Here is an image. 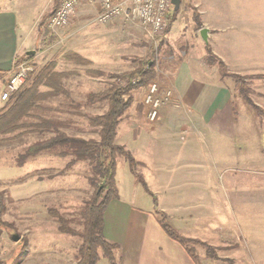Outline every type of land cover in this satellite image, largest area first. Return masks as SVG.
I'll return each mask as SVG.
<instances>
[{
    "label": "rangeland",
    "instance_id": "rangeland-1",
    "mask_svg": "<svg viewBox=\"0 0 264 264\" xmlns=\"http://www.w3.org/2000/svg\"><path fill=\"white\" fill-rule=\"evenodd\" d=\"M62 1L58 0L57 7ZM55 6V0H0V7L17 12L28 43L38 39L30 46L33 60H23L33 66L23 86H30L34 73L53 63L54 72L63 75L60 85L69 94H53V89L42 82L37 86L39 108L21 119L20 125L41 119L63 122L60 129L66 134L98 141L99 128L91 125L90 117L103 114L107 104L91 103L89 95L105 91L113 82L125 85L127 80L121 76L148 61L158 72L153 83L161 92L173 93L170 101L162 104L159 115L162 108L177 106L173 86L183 63L197 78H207L229 92V104L212 121L210 132L198 140L189 138L187 144L196 153H180L190 162L195 158L204 163L205 174L200 170L199 175L197 168H179L176 159L172 161V154L177 155L174 150L186 138L181 132L173 142L159 144L128 135L130 125L140 132L157 122L149 121L150 108L144 102L152 84L132 92L133 101L117 128L116 144L130 152L135 162L117 155L116 197L104 216L105 238L119 245L114 251L117 264H137L150 214L162 236L187 253L190 264H264V0H182L176 13L172 6L162 34L126 18L101 23L96 18L97 8L87 4L76 9L64 28H52L51 16L40 25ZM204 11L206 17H216L224 27L237 29H228L230 34H223V39H218L219 34L217 39H209L213 31L208 29L205 43L200 34L206 28ZM72 53L84 62L70 60ZM210 59H215L214 65L208 64ZM219 61L225 66L223 71ZM236 76L243 80L249 99L241 94ZM53 136L27 128L0 133V197L4 207L0 209V264H77L81 238L62 231L61 224L70 230L83 229L82 211L95 192L89 181L93 174L86 162L69 165L71 157H61L60 150L45 149L28 156L31 146ZM155 146L171 155L164 166L156 152L151 156ZM171 169L181 181L198 177L200 191L192 189L179 200L159 201L155 189L166 185L157 182L170 176ZM163 214L179 233L214 248L217 258H208L198 243L191 244V257L158 225ZM159 252L166 251L163 248ZM99 256L98 264H110L101 250Z\"/></svg>",
    "mask_w": 264,
    "mask_h": 264
},
{
    "label": "trees",
    "instance_id": "trees-1",
    "mask_svg": "<svg viewBox=\"0 0 264 264\" xmlns=\"http://www.w3.org/2000/svg\"><path fill=\"white\" fill-rule=\"evenodd\" d=\"M57 4L58 0H55L56 6L53 7L48 15L44 16L40 25L43 26L47 17L53 14L54 9L58 6ZM24 57L31 62L34 55L26 54L19 58L16 64L22 62ZM69 58L80 64L84 62L81 57L74 53L70 54ZM208 64L214 65L215 59H210ZM53 66H55V64L50 63L37 70V73H34L35 76L32 79L33 82L31 85L29 86L27 84V86H23L6 102L5 109L0 114V133L15 131L20 128H27L36 134L53 133L54 136L50 138V140L41 141L31 146L28 150V156L35 155L45 149L58 152L60 150L59 155L61 157H71L69 165H74L78 162H86L90 165L93 176L89 181L95 188V192L82 211L83 229L81 231L70 230L64 226V223L61 224V229L62 231H67L81 238L77 264H98L100 250L110 264H117L114 251L119 248V245L105 238L104 216L109 202L116 197L115 177L117 155H125L131 164L135 162L130 152L123 146L116 144L117 128L123 114L133 101L132 92L148 85L156 84L153 83V81L156 80L158 72L155 65L150 64L148 61L140 65L135 72L121 76V78L127 80L125 85L113 82L105 91L89 95V102H105L107 104V109L103 114L90 117L91 125L99 128V140L95 141L85 140L81 137L66 134L61 130L65 125L63 122L57 123L52 120L41 119L38 123L19 124L21 119L30 117L31 111L39 108L37 100L40 98V95L37 94V86L42 82L53 89V94L69 95L60 85V79L63 75L55 73ZM219 66L222 71L225 69V66L220 61ZM89 73L95 75L96 72L90 71ZM234 78L237 83L241 84V94L243 97L246 100L249 99L248 90L243 80L237 76ZM249 102L250 100L248 103ZM139 178L143 181V184L146 185L143 177L140 176ZM2 202L3 198L0 197L1 210L4 208ZM60 220L65 222L62 219ZM158 223L165 235L183 246L191 257H193L191 244L198 243L206 250L208 258L213 260L217 258L214 248L206 243L187 238L179 233L168 222L164 214L162 218L158 220Z\"/></svg>",
    "mask_w": 264,
    "mask_h": 264
},
{
    "label": "crops",
    "instance_id": "crops-1",
    "mask_svg": "<svg viewBox=\"0 0 264 264\" xmlns=\"http://www.w3.org/2000/svg\"><path fill=\"white\" fill-rule=\"evenodd\" d=\"M206 15V11H204L203 16L207 19L204 26L213 31V33L209 34V39L213 37L217 39V34H219L218 39H223L225 37L223 34H230L228 29H231V31L237 29L233 25L224 27V23H218L219 20L216 17H206ZM28 39L23 28H20L17 12L9 8L0 7V110H3L6 105V102L1 100V96L6 90L10 76L17 66V60L26 54L34 55L30 46L37 43L38 39H33L32 43H28ZM196 69L198 71V68ZM204 71L207 73L206 70ZM173 90V99L177 106L171 104L162 108L161 114L153 127L137 132L135 129L130 128L131 125L128 126V135L135 139L144 138L146 143L152 141L159 144L160 141L173 142L176 133L181 132L182 136H186V138H182L181 146L174 150L177 155L172 154V161L176 159V165L179 168H197L199 171L195 172L198 175L200 170L205 174V165L201 160L197 162L194 158V162H190L184 159L183 156L185 154L180 153L183 151L189 154L196 153L191 144H187L189 143V138L194 137L198 140L199 136H203L204 132H210L212 121L216 120L229 104V92L224 86L209 82L207 78L200 79L194 76L186 63H183V69L179 71L174 79ZM191 126H193L192 129H190ZM147 137L150 139H147ZM164 150L165 148L155 146V149L151 151V156L156 152L155 155L162 166H164L165 160L169 161V156H171H167L166 152L163 153ZM147 151H145L146 154ZM165 178L158 181L157 184L166 186L155 189V194L159 196L157 197L159 201L160 199L179 200V198H184L189 194L192 189H195V193L198 190L200 191L198 189L200 187L198 177L190 176L192 181H188L189 179L187 178L183 179L188 185L187 188L182 186L183 184L186 186V183L181 181V177L174 169H171L170 176ZM177 185H181V187ZM148 216L151 218H148L150 227H148L143 251H140L138 262L136 263L148 264L149 261L164 260L166 264H190L191 258L187 253L180 246L169 243L162 236L153 215L150 214ZM151 220L154 221V224H151ZM151 238L153 241H150ZM163 248L166 252L162 254L159 250Z\"/></svg>",
    "mask_w": 264,
    "mask_h": 264
},
{
    "label": "built area",
    "instance_id": "built-area-1",
    "mask_svg": "<svg viewBox=\"0 0 264 264\" xmlns=\"http://www.w3.org/2000/svg\"><path fill=\"white\" fill-rule=\"evenodd\" d=\"M86 4L97 8L96 18L101 23L126 18L137 21L157 34L164 33L167 27V15L173 6L172 0H63L60 6L54 9L50 17V26L54 29L68 26L76 9ZM32 71L33 66L27 61L17 64L1 100L9 101L11 96L23 87ZM172 95L170 90L161 92L157 84L150 86L149 93L144 100L150 108L148 111L150 122L157 120L162 104L168 103Z\"/></svg>",
    "mask_w": 264,
    "mask_h": 264
},
{
    "label": "water",
    "instance_id": "water-1",
    "mask_svg": "<svg viewBox=\"0 0 264 264\" xmlns=\"http://www.w3.org/2000/svg\"><path fill=\"white\" fill-rule=\"evenodd\" d=\"M181 2L182 0H172V5L174 7V11L176 12L177 10H179L180 6H181ZM208 33H209V30L207 28H203L200 32L201 34V38L203 39V41L205 43L208 42Z\"/></svg>",
    "mask_w": 264,
    "mask_h": 264
}]
</instances>
